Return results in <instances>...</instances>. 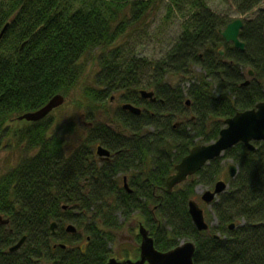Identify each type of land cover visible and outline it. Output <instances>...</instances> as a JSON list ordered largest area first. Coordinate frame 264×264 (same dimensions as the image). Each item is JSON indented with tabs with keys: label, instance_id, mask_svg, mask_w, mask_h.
<instances>
[{
	"label": "trees",
	"instance_id": "1",
	"mask_svg": "<svg viewBox=\"0 0 264 264\" xmlns=\"http://www.w3.org/2000/svg\"><path fill=\"white\" fill-rule=\"evenodd\" d=\"M166 1L165 19L178 18L181 33L149 60L125 51L122 40L153 13L151 0H0V35L7 25L0 37V150L11 139L25 153L0 173V264H106L116 235L126 225L133 232L136 217L159 252L191 241L194 264H264V142L254 151L238 144L165 189L193 147L217 140L225 120L264 102V8L257 10L264 0ZM213 1L229 2L239 16L257 10L240 19L243 52L223 41L219 31L234 20L211 11ZM55 95L74 96L77 124L63 119L58 126L52 112L9 127ZM111 98L120 103L114 110ZM97 146L111 155L100 165L93 162ZM225 160L237 174L210 204L209 230L198 232L188 202L196 187L211 190L222 180ZM67 224L75 235L64 232ZM23 237L21 249L9 252Z\"/></svg>",
	"mask_w": 264,
	"mask_h": 264
},
{
	"label": "water",
	"instance_id": "2",
	"mask_svg": "<svg viewBox=\"0 0 264 264\" xmlns=\"http://www.w3.org/2000/svg\"><path fill=\"white\" fill-rule=\"evenodd\" d=\"M7 25L3 28L0 37L5 32ZM243 28V22L236 19L229 23L224 30L219 31L223 41L226 44H231L234 49L241 52L244 51V44L239 39L240 31ZM220 56L223 53L220 51ZM253 77V73H248ZM248 81L243 83L247 86ZM140 97L143 100H149L151 103L155 102L152 92L141 91ZM66 99L62 95H55L48 103L41 109L26 113L18 117L19 121H26L29 123L40 122L47 118L54 110L61 107ZM113 101V98L110 99ZM189 106V101L186 102ZM121 110L129 112L135 116L141 114V109L132 104H123ZM264 142V102L258 103L253 109L244 112H239L233 117L224 121V127L220 130L217 140L208 145H197L193 147L187 156H185L175 167L174 173L170 175L165 181V189L170 193L175 187L185 183L189 177H193L203 167L210 162L223 157L224 153L238 144H242L248 151H254V143ZM96 154L99 157L108 158L110 153L105 148L99 146L96 149ZM229 179H234L237 174V167L230 162L227 166ZM126 189L127 185H124ZM228 184L224 181H218L214 184L213 191L206 190L201 195V200L210 205L218 195L222 194ZM66 209V207H64ZM188 214L191 222L198 232L207 231L208 224L205 221L204 212L199 207L195 200L188 202ZM56 223L50 225V231L53 232ZM230 229L234 228L231 224ZM68 233H76L72 225L67 226ZM138 237L140 239L139 254L136 260L118 261L115 258H110L106 264H194L193 257L195 254V244L191 241L181 243L176 248L167 252H159L154 247V241L150 237L149 232L141 225H138ZM25 242V237L20 239L15 245L10 247L9 252L18 251ZM62 249L65 246L60 245Z\"/></svg>",
	"mask_w": 264,
	"mask_h": 264
},
{
	"label": "rangeland",
	"instance_id": "3",
	"mask_svg": "<svg viewBox=\"0 0 264 264\" xmlns=\"http://www.w3.org/2000/svg\"><path fill=\"white\" fill-rule=\"evenodd\" d=\"M151 7L154 10L147 17H140L139 22L135 23L133 26L129 27L126 33V36L123 38V46L125 51H129L130 53H134L138 58H147L149 60H157L159 59L167 50V48L176 40V38L181 33L180 21L179 19L170 17L166 20V8L167 1L160 0L155 1L151 0ZM210 10L220 14L227 16L229 20L242 19L246 20L248 18H252L258 9L264 8L263 3L257 8V10L253 11L251 14L247 16H239L234 12V9L231 7V4L228 3H219L213 1L210 3ZM126 17H130V11L125 12ZM145 16V15H144ZM95 71V70H94ZM93 72V71H92ZM93 73L89 74L86 78V83L89 84L92 82ZM118 95H116V98ZM70 98H74V96L70 95L69 99L65 101V103L53 111L52 118L55 124H59L63 119H68L70 122H79V119H82V116H79L80 113L75 111V106H71ZM114 99V98H113ZM70 102V103H69ZM110 107L112 110L116 109L120 104L118 101L115 103H111ZM14 122L10 123V128L18 129L23 127L24 123H29L26 121H19L18 118L13 120ZM61 123L58 125L60 126ZM11 139L2 140V147L0 150V173L5 172L7 169L15 166L18 161L24 157L23 151L17 145L15 141ZM11 142V144H10ZM231 161L225 160L222 162L224 166V173L222 176V180L225 181V178H229L227 174V165L230 164ZM207 189L202 188L200 186L196 187V202L200 206V208L204 211L205 220H207V213L209 212V206L204 204L201 201V195ZM139 218H135L133 223V232L129 230L128 225L124 226L116 235V242L111 245L110 248V256L123 261V260H136L138 253H136L138 248V242L134 239V234L136 235L137 224ZM121 222V219H120ZM211 226H215V222L212 221ZM80 240L77 245L83 243L85 238V234L80 235ZM110 257V258H111Z\"/></svg>",
	"mask_w": 264,
	"mask_h": 264
},
{
	"label": "flooded vegetation",
	"instance_id": "4",
	"mask_svg": "<svg viewBox=\"0 0 264 264\" xmlns=\"http://www.w3.org/2000/svg\"><path fill=\"white\" fill-rule=\"evenodd\" d=\"M84 137L86 136V135H83ZM97 147H99V146H97ZM97 147H96V149H97ZM96 149H95V151L93 152V154H94V156H93V162H95V163H98V165H100V163H102V162H105V161H107V160H109V158H110V156L108 157V158H105V157H99L97 154H96ZM123 181H124V184H123V186L124 185H126V183H125V178L123 179ZM53 223H55V222H53ZM67 226H69V224H67L66 226H65V228H64V232L67 234V235H75V233L74 234H71V233H68L67 231H66V228H67ZM230 227V226H229ZM56 228V227H55ZM230 229V228H229ZM232 230V229H231ZM52 234H55V229H54V231L53 232H51ZM136 235L138 236V232L136 231ZM138 239H139V237H138ZM139 244H140V239H139V241H138V247H139ZM23 246V245H22ZM21 246V247H22ZM21 249V248H20ZM19 249V250H20ZM137 250H139V248H137ZM8 251H9V249H8ZM13 253V252H12ZM139 254V253H138ZM138 257V256H137ZM112 258V257H111Z\"/></svg>",
	"mask_w": 264,
	"mask_h": 264
},
{
	"label": "bare ground",
	"instance_id": "5",
	"mask_svg": "<svg viewBox=\"0 0 264 264\" xmlns=\"http://www.w3.org/2000/svg\"><path fill=\"white\" fill-rule=\"evenodd\" d=\"M186 102H187V101H186ZM188 107H189V106H188ZM213 188H214V186H213ZM213 188H212L210 191H213ZM227 189H228V187L226 188V190H227ZM226 190H225L224 192H226ZM224 192H223V193H224ZM223 193H222V194H223ZM220 195H221V194H220ZM218 196H219V195H218ZM218 196H217V197H218Z\"/></svg>",
	"mask_w": 264,
	"mask_h": 264
}]
</instances>
